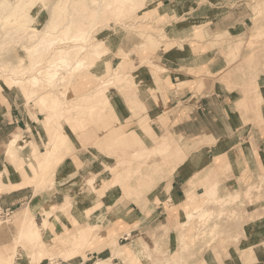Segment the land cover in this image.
<instances>
[{
    "label": "rangeland",
    "instance_id": "374dc122",
    "mask_svg": "<svg viewBox=\"0 0 264 264\" xmlns=\"http://www.w3.org/2000/svg\"><path fill=\"white\" fill-rule=\"evenodd\" d=\"M171 1H173L172 5L169 4ZM34 11L37 12V9ZM39 14V22L36 25L42 27V24L48 18V14L45 10H41ZM111 14L103 18L107 19ZM144 15L145 18L142 19ZM259 17H261V21H259ZM122 22L112 20L110 23L112 28L110 27L104 32L98 33V37L105 35L107 37L106 45L110 53L104 57V60L105 58L112 59L115 57L114 66H116L122 61L120 53L127 51L130 52L132 61L137 62L143 56H148L160 60L159 63L166 69L157 70L154 67L145 66L138 70L133 80H130L134 88L129 91V95H133L132 100L136 102L134 103L136 108H140L135 110V114H133L127 102L128 96L124 98L116 87L109 91L110 104L107 106L106 102L101 101L102 114L105 113L113 124L109 131L110 134L107 135L105 140L98 141L99 138L97 139L95 131L98 133L103 130L97 124L81 123L75 125L68 122L67 132L63 135L69 138L70 134V140L72 139L74 144L73 142H69L73 146L58 144L54 149V167L58 168L64 161L63 159L66 158L76 159L77 168L82 166V160L86 165L77 170L72 169V177H74L73 182H71L72 197L68 198L67 202L57 212L45 207L42 209L41 218L37 219L30 205L9 216L0 211V226L9 223L22 225L20 237L17 240L21 243L20 247L31 257L33 264H37L45 257L55 261L60 257L70 259L77 255L83 257L82 262H85V264H96L97 258L87 259L88 250L104 251V249H107L108 252L102 259L101 257L98 258L105 261L103 264H113L114 257L121 259L120 264H130L128 251L119 245V238L124 237L123 240L127 241L128 236L125 237L123 229L115 232L113 228L117 227L119 223L116 221L113 223V218L118 215L128 218L127 213L129 209L133 210V206H138V209L145 211L149 206L145 197L146 194L161 181L163 183L168 179L170 182V179L181 168L191 166L197 169V166H200L204 161L207 162L206 150H201L200 146L213 142L207 139L193 144L187 143V140L182 137H176L169 131H165L167 126L160 125L162 119L156 115L149 116L148 114L149 109L144 99L146 96L142 85L143 78L159 81V76H162L163 72L168 70L167 65L158 56L160 49H168L176 45L186 50L189 43L195 44L197 41H207L208 46L204 49H214L216 57L221 59L223 57L226 61L224 69L213 77L218 91L230 93L234 99L241 96V100L236 101L235 110L237 115L243 117L246 126L264 124V0H160L155 5H144L132 19H130L129 14L124 17V22ZM255 22L256 27H254ZM131 23H135V25L131 26ZM160 34L163 37L165 36L164 40L168 38L171 41L166 42L165 45H160L157 40L162 37ZM159 35L160 37H158ZM183 41L184 43H182ZM142 42L147 43L146 48L140 47ZM9 44L16 56H23L26 57V61L29 60L18 43L10 42ZM149 47L152 49H149ZM85 57L84 54L81 55L82 59ZM218 65H221V62ZM144 70L149 72L142 74ZM105 71V62L102 61L101 65H98L96 69L94 67L91 72L102 75ZM87 73V71H84L79 73L77 77L85 79L83 75ZM149 73H153V75H148ZM209 73L210 71L207 73L208 76ZM200 76L196 79L195 84L200 85L206 75L201 74ZM0 85L2 86L0 95L1 92L11 91L12 96L23 97L31 116L40 125H42V121L37 119L38 113L42 115L40 116L41 120H44L46 114L52 113V111L41 107L39 96L28 99L24 90L20 87L9 88L2 81H0ZM87 87L88 82L77 84L76 80L72 81L68 95H77L81 92L80 88L86 89ZM140 101L145 103L146 111H143V107H139V104H142ZM109 112H116L117 117L109 114ZM145 113H147V116H145ZM155 114H158V112ZM75 116L80 121H90L83 113H76ZM165 117L167 124L172 121L168 114H165ZM145 118L147 122L142 124ZM44 121L43 123H45ZM53 124L51 121L47 127L49 133L54 130ZM117 124H123L125 131L132 129L138 131L140 135L138 139H143L145 144H141L142 141L138 143V139L131 137L132 132H126V136L119 133L115 137V125ZM15 134L20 135V138H22L21 143L23 142L24 145L23 150L18 151L17 158L22 160L28 158L29 160L26 162L30 163L32 160H36L35 156L32 159L34 146L37 147V152L40 154L48 150L46 140L49 137L35 138L33 132H30V137H27L22 130L15 132ZM14 136L12 134L7 141L5 149L9 148V143ZM78 136H81V138L79 137L80 141L77 138ZM84 137L89 140L87 147L81 141ZM125 138L129 140L122 142L121 139ZM155 145L158 147L157 150L152 148ZM145 146L150 147L146 150V154L129 158L125 156L126 152L134 149L142 150ZM56 154L63 155V159L59 160L58 163H56ZM260 159L263 161V165L260 166L261 170L257 171L256 168L258 167L252 165L253 172L248 169L246 173H243L242 165H230V163L224 164L221 162L220 166L219 162H215L207 171L206 181L213 178L206 186L204 195L199 197L201 200L199 203L194 190L187 191V210L199 209L201 212H196L193 218L185 214L181 225L182 234H179L180 230L176 229L177 238H181L180 241L183 244L182 258H175L174 260L168 258L171 261L166 259L165 264H186L183 260L186 254H202L206 249L213 248L215 244L222 249L233 245L230 251L234 261H238L239 264H260L261 261L264 264V244L262 245L261 241H256L264 239V192L261 187L262 183L264 186V151L260 155ZM30 169L32 170L31 167ZM145 174H151L149 177L151 184L140 193L139 189L134 190L135 188L133 189L132 185L136 188L139 187V183L134 182H136V179L143 178ZM58 180L59 177L54 176L53 179L44 182L49 181L47 183H50L51 181V188H54ZM102 180L103 183H101ZM216 184L218 185L216 194L211 196V190ZM42 185L36 188L37 193L41 191ZM249 185L257 186L259 188L258 192L254 191L253 194H248L246 190ZM253 190H256V188ZM87 196L93 197L91 201L88 198V201H90L88 205L85 198ZM84 209H87L85 213H83ZM96 210H100V213H102L99 220L96 217L97 213L95 214ZM203 211L204 213L201 214ZM132 213L135 212L132 211ZM230 214L231 216L228 217ZM81 215L82 220L78 217ZM44 216H50L54 221L57 217L60 218L59 225L62 226V231L71 237V241H67L66 247L59 251V253H63L58 254L60 256L52 257L50 254H54V252H44L47 244H49L46 242L49 238H45L43 233L48 226L46 227L41 223ZM216 216L225 218L223 219L224 225L218 229L213 226ZM64 218H67L69 222H66ZM248 225H252L253 228L248 229ZM256 225H259V227ZM244 232H246V235ZM59 236H62V233L56 237ZM242 237H247V239L240 241ZM35 241L37 244H35ZM136 241L142 240L138 239ZM15 243L16 241H13L9 245L0 246V259L6 262L10 257H13ZM187 243L193 245L189 246ZM257 243H261L257 248L260 260L256 257V248L249 247ZM101 244L103 247H100ZM132 246L136 251L138 244L133 242ZM245 247H249V249L245 250ZM117 248L121 253L119 256H115V249ZM19 252L17 250L15 259ZM64 252L67 253L64 254ZM34 253L38 254L34 255ZM111 255H114L113 258Z\"/></svg>",
    "mask_w": 264,
    "mask_h": 264
},
{
    "label": "crops",
    "instance_id": "0c3cea01",
    "mask_svg": "<svg viewBox=\"0 0 264 264\" xmlns=\"http://www.w3.org/2000/svg\"><path fill=\"white\" fill-rule=\"evenodd\" d=\"M172 3L173 1L169 4L172 5ZM206 46H208L207 41H197L195 44L189 43L187 51L185 48L178 49L176 45L168 49H160L158 56L167 65L168 70L159 76V81L143 78L142 85L146 96L144 99L149 109L148 114L149 116L156 115L162 119L160 125L167 126L165 131H169L176 137H182L190 144L207 139L213 143L200 146L201 150H206L207 162L204 161L200 166H197V169L191 166L181 168L170 179V182L168 179L163 183L161 181L159 186H156L157 189L155 187L147 193L145 197L149 206L145 211L138 209V206H133V210L129 209L127 213L128 218L119 215L113 218V223L115 221L119 223L117 227L113 228L115 232L123 229L125 237L128 236L127 241L123 240L124 237H120L119 245L128 251L130 264H165V260L168 258H172V260L182 258L183 244L180 241L181 238H177L176 229H179V234H182L181 225L187 212V191L193 189L197 195L198 203L201 202L199 197L204 195L206 186L213 178L206 181L207 171L215 162H219L220 166L221 162L242 165L243 173L248 172V169L253 172L252 165L258 167L257 171L261 170L260 166L263 165L260 155L264 151V124L246 126L243 117L237 115L235 110L236 101H240L241 96L234 99L232 94L218 91L213 77L224 69L226 61L223 57L222 59L217 58L214 49L205 50ZM175 49L178 50L173 51ZM115 60V57L111 59L112 66H114ZM220 62L221 65H218ZM209 71L210 75L208 76ZM147 72L144 70L142 74ZM151 74L153 75V73ZM201 74L206 76L200 85L195 84ZM10 92H1L0 95V173H2V178L0 177V211H8L12 215L30 205L31 210L39 219L42 216L43 208L47 207L51 211L57 212L68 198L72 197L71 182L74 180L72 169H80L86 164L82 160V166L77 168L76 159L66 158L57 168L59 180L55 184L56 187L51 188V181L50 183L47 181L41 186V191L37 193L36 184L31 181V177L34 175L33 171L30 169L29 163L26 162L29 159L19 158L17 159L19 161H14L7 158L5 145L12 134L20 130L30 137L29 127L35 138L49 137V131L43 123L45 117L44 120H41L39 117L42 115L38 113L37 119L42 121V125H40L31 116L25 99L17 95L12 96ZM139 107H142V104H139ZM143 111H146V108ZM156 112L160 114H155ZM145 114L147 116V113ZM165 114H168L172 120L168 124L165 122ZM173 121L175 122L173 123ZM142 122H147V119L145 118ZM159 126L158 128L161 129ZM250 136L253 137L249 138ZM85 198L87 205L91 198L93 199L88 196ZM86 210L84 209L83 213ZM96 213L97 220H99L102 213L100 210H96ZM78 217L81 219L82 215ZM64 220L69 222L67 218ZM256 226L259 227V225ZM249 228L251 229L253 226L248 225ZM21 229L22 225L19 223L2 224L0 226V246L17 241ZM61 231L62 226L52 220L43 233L45 238L54 240ZM244 234L246 235V232ZM138 239L142 241H136ZM241 239L240 241H243L247 237ZM256 241H261L262 245L264 244V239ZM133 242L138 244L136 251L133 249ZM261 243L249 247L256 248L257 253L258 245ZM232 246L222 249L215 244L213 248L206 249L202 254H186L183 260L186 264H239L238 261H234L231 254ZM249 247H245V250H248ZM18 251L20 252L16 256L14 264H33L31 257L23 248L19 247ZM103 252L88 250L87 254L92 258L101 257L102 259L105 255ZM256 257L258 258V253ZM50 259L45 257L37 264L83 263L81 255L70 259L60 257L55 261ZM112 262L120 264L122 261L119 257H115Z\"/></svg>",
    "mask_w": 264,
    "mask_h": 264
},
{
    "label": "bare ground",
    "instance_id": "6f19581e",
    "mask_svg": "<svg viewBox=\"0 0 264 264\" xmlns=\"http://www.w3.org/2000/svg\"><path fill=\"white\" fill-rule=\"evenodd\" d=\"M159 1L160 0H0V81L9 88L14 86L22 88L28 99L39 96L41 107L45 110L52 111V113L45 115L44 121L47 127L51 121L54 123V130L49 133V138L46 140L48 150L40 154L37 152V147L34 146V152L32 150V159H34L35 156L36 160H32L29 163V166L34 172L31 181L35 182L36 188L42 185L44 181L51 180L54 176L58 175L56 172L57 167H54V149L59 143L64 146H69V142H73L72 139L70 140V134L69 138L63 135L67 132L66 127L68 126V122L74 123L75 125H80L81 123L97 124L102 127L103 131L98 133L95 131V135L97 139L99 138L98 141L105 140L107 135L110 134L109 131L113 124L105 113L102 114L101 101L106 102L107 106L110 104L111 97L109 96V91L116 87L124 98L128 96L127 102L131 111L135 114V110L138 108H136V104H134L136 102L132 100L133 95H129V91L134 88L130 80H133L138 70L145 66L154 67L157 70L166 69L159 63L161 62L160 60L158 61L155 60L156 58L152 59L148 56H143L141 59L138 58L139 60L137 62L132 61L130 58L131 54L127 51L121 52L122 61L118 65L112 66L111 58H105L104 60V57L110 53L106 45L107 37L106 35L98 37L100 34L99 32H104L111 27L110 23L112 20H115V22L116 20L124 22V17H127L129 14L130 19H132L144 5H155ZM35 9H37V12L34 11ZM41 10L47 11L48 18L42 24V27H38L36 23L39 22V12ZM108 14H111V16L104 19L103 17ZM144 18L145 15L142 16V19ZM258 19L261 21V17ZM133 24L135 25V23H131L130 25L132 26ZM256 26L257 24L255 22L254 27ZM160 35L158 37H160ZM162 37L157 39L160 45H165L166 42L171 41L167 37L168 40H164L165 36ZM184 41L182 43H184ZM10 42L18 43L29 60L26 61V57L23 56H16L9 44ZM140 45V47L146 48L147 43L142 42ZM177 48L180 50L182 49L179 46ZM149 49L152 48L149 47ZM178 49L173 51H177ZM83 54L86 56L84 59L81 58ZM102 61L105 62L106 71L102 75L92 73L91 71L94 67L96 69L98 65H101ZM84 71L88 72L83 75L85 79L77 77L79 73ZM75 80L77 84L88 82V87L86 89L80 88L81 92L79 94L69 96L70 85L72 81ZM1 89L2 86L0 85V91ZM50 97H52V99H50ZM141 103L142 107L146 108L143 101ZM76 113H83L90 121L78 120L75 116ZM109 114L117 117L116 112H109ZM122 125H115V137H117L119 133L126 136V132H132L131 137L136 140L138 139L140 136L138 131L133 129L125 131L124 125ZM28 130L32 132L30 127ZM71 132L74 133L73 131ZM19 134H13L15 136L11 139L9 148L6 150L7 158L13 159L14 161L19 159L16 156L18 151L24 148L23 142L21 143L22 138H20ZM79 137L81 138V136L77 137L80 141ZM153 137L155 138L154 135ZM123 140L121 139L122 142H127L129 139L125 138ZM81 141H83V145L86 147L89 144L87 137L82 138ZM137 141L138 143L142 141L141 144H145V141L141 138ZM73 144L71 145L73 146ZM149 148L150 147L145 146L142 150L134 149L133 151L126 152L125 156L129 158L135 155L146 154V150ZM152 148H154V150L158 149L156 145ZM56 157V163L63 159V155L59 156L56 154ZM125 159L127 158L125 157ZM1 176L2 173H0V177ZM150 176L151 174H145L143 178L136 179L134 183H139V187L136 188L132 185L133 189H139L140 193L146 190L144 188L151 184L149 181ZM250 186L251 185H249V187ZM249 187L248 189L246 188L248 194L254 191L258 192L259 190L257 186ZM261 187L264 192L263 183ZM255 188L256 190H253ZM217 189L218 185L216 184L213 186L210 195L215 196ZM227 210L230 211V209ZM196 212L198 213L201 211L199 209H194L193 211L187 210L186 214L188 217L193 218ZM203 213L204 211L201 214ZM230 216L231 214L228 217ZM223 219L225 218L222 216H216L213 221V226L216 229L221 228V226L224 225ZM51 221L52 219L50 216H44L41 223L47 227ZM55 221L59 224L60 218L57 217ZM61 233L62 236L56 237L54 240L48 239L46 241L49 244H47L44 252H54V254H50L52 257L63 254L59 253V251L66 247L67 241H71V237L63 231L57 235ZM35 244H37L36 241ZM20 245L21 243L17 240L13 257H10L6 262L0 259V263L14 264L15 255ZM100 247H103L102 244ZM107 252V249H104L103 253L106 254ZM66 253L67 252H64V254ZM37 254L34 253V255ZM119 255H121V253L117 248L115 249V256ZM112 256L114 255H111V257ZM87 259L91 260L93 258L88 256ZM167 261L171 260L167 259ZM104 262V260L97 258L96 264H103ZM82 264H85V262Z\"/></svg>",
    "mask_w": 264,
    "mask_h": 264
},
{
    "label": "built area",
    "instance_id": "2783aa9c",
    "mask_svg": "<svg viewBox=\"0 0 264 264\" xmlns=\"http://www.w3.org/2000/svg\"><path fill=\"white\" fill-rule=\"evenodd\" d=\"M2 213H4L6 216L10 215V213L8 211H5V212L2 211ZM4 214H3V216H5Z\"/></svg>",
    "mask_w": 264,
    "mask_h": 264
}]
</instances>
